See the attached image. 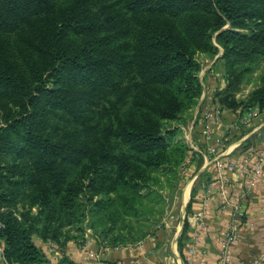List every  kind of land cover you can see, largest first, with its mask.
I'll return each instance as SVG.
<instances>
[{"label": "trees", "instance_id": "obj_1", "mask_svg": "<svg viewBox=\"0 0 264 264\" xmlns=\"http://www.w3.org/2000/svg\"><path fill=\"white\" fill-rule=\"evenodd\" d=\"M253 18L263 20L256 31L233 30ZM217 30L226 65L263 54L264 0H0L6 263L39 264L32 236L55 239L50 226L73 219L80 192L116 191L154 163L148 155L165 147L160 120L198 94L192 54L210 49L208 32ZM237 79L220 105H237ZM247 104L264 106V78ZM25 193L37 212L16 217Z\"/></svg>", "mask_w": 264, "mask_h": 264}, {"label": "rangeland", "instance_id": "obj_2", "mask_svg": "<svg viewBox=\"0 0 264 264\" xmlns=\"http://www.w3.org/2000/svg\"><path fill=\"white\" fill-rule=\"evenodd\" d=\"M262 21L260 18L247 19L245 28L233 30L249 34L259 29L258 24ZM228 28L229 25L224 24L220 30ZM218 31L208 32L210 49L195 50L192 54L196 64L192 77L198 83V94L195 93L190 101L185 97L172 117L160 120L158 132L164 137L165 147L148 155L154 163L140 167L137 173L134 171L128 182L116 191L101 192L90 198L80 192L73 199L79 203L70 215L73 219L50 226L51 232L56 234L55 239L41 240L32 236L31 241L40 253L39 264H58L66 257L58 251L64 246H73L77 250L87 247L83 250L86 257L93 258L96 257L93 250L99 247L141 246L147 241L168 245L181 225L188 184L201 163V159L195 157L194 142L198 130L193 125L201 119L202 113L214 111L217 104L220 105L227 82L233 76L238 75L237 84L231 90L237 105L233 109L227 108L219 129L229 133V143L235 142V137L239 141L252 131L250 137L234 145L235 150L264 139V106L247 104L251 90L264 78V53L254 56L251 61H233L226 65L222 58L223 46L217 39ZM233 120L237 121L238 127L229 130ZM23 212L30 217L37 212L35 205L29 204L26 193L17 200L13 214L18 217ZM0 255L2 257L1 247Z\"/></svg>", "mask_w": 264, "mask_h": 264}, {"label": "crops", "instance_id": "obj_3", "mask_svg": "<svg viewBox=\"0 0 264 264\" xmlns=\"http://www.w3.org/2000/svg\"><path fill=\"white\" fill-rule=\"evenodd\" d=\"M223 118L218 124H214L216 135L224 133L219 129ZM193 126L198 130V138H195L194 142L195 157L200 158L201 163L188 184L181 225L171 236L168 245H156V241H147L141 246L99 247L93 250L96 256L93 258L86 257L83 250L87 247L77 250L73 246H64L58 249L59 253L73 264H217L219 242L224 233L232 229L236 233V240L230 245V264H247L249 259L258 256L264 242V216L261 210L264 180H259L247 194L243 218L235 225H229L226 212L217 208V197L212 182L213 170L211 165L207 164L206 155L202 153L198 119ZM234 139L236 141L231 143V149L221 159L231 157L236 159V153L241 148L235 150L237 137ZM228 173V191L231 194L241 191L243 188L241 175L236 170ZM205 194H209V200H206L204 208ZM191 246L194 247V253L190 258L186 250ZM188 260L190 263H187ZM0 264H5L1 255ZM260 264H264V259Z\"/></svg>", "mask_w": 264, "mask_h": 264}, {"label": "built area", "instance_id": "obj_4", "mask_svg": "<svg viewBox=\"0 0 264 264\" xmlns=\"http://www.w3.org/2000/svg\"><path fill=\"white\" fill-rule=\"evenodd\" d=\"M228 111L222 105L217 104L214 111L209 110L202 113L200 121V140L202 142V153L208 157L207 164L211 165L213 170L214 191L217 197V208L226 212L229 225L238 223L245 214L247 194L254 188L259 180H264V139L257 144H249L241 148L237 157L220 159L231 149L229 143L230 135L224 130L223 134H214V124H218L224 117V113ZM238 127L237 121L233 120L228 126L229 130ZM252 131L244 134L238 143L244 141ZM236 170L242 178L243 188L241 191L230 193L227 188L229 181L228 172ZM203 207H206V200H209V194L204 195ZM261 210L264 216V192L261 198ZM236 240V233L229 229L222 236L219 242L218 263L230 264V245ZM187 256L190 258L194 253V247L186 250ZM264 259V242L260 254L249 259L247 264H260ZM190 260L187 261V263Z\"/></svg>", "mask_w": 264, "mask_h": 264}]
</instances>
